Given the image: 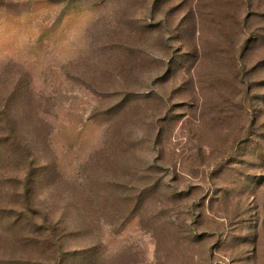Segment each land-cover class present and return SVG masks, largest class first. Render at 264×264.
<instances>
[{"label": "rangeland", "instance_id": "374dc122", "mask_svg": "<svg viewBox=\"0 0 264 264\" xmlns=\"http://www.w3.org/2000/svg\"><path fill=\"white\" fill-rule=\"evenodd\" d=\"M0 264H264V0H0Z\"/></svg>", "mask_w": 264, "mask_h": 264}, {"label": "trees", "instance_id": "16d2710c", "mask_svg": "<svg viewBox=\"0 0 264 264\" xmlns=\"http://www.w3.org/2000/svg\"><path fill=\"white\" fill-rule=\"evenodd\" d=\"M168 67H170V66H168ZM49 231L52 232V229H50Z\"/></svg>", "mask_w": 264, "mask_h": 264}]
</instances>
